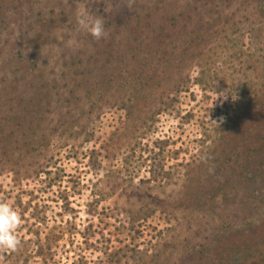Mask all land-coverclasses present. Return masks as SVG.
Listing matches in <instances>:
<instances>
[{"label": "rangeland", "instance_id": "rangeland-1", "mask_svg": "<svg viewBox=\"0 0 264 264\" xmlns=\"http://www.w3.org/2000/svg\"><path fill=\"white\" fill-rule=\"evenodd\" d=\"M0 202V264H264V0H0Z\"/></svg>", "mask_w": 264, "mask_h": 264}, {"label": "clouds", "instance_id": "clouds-1", "mask_svg": "<svg viewBox=\"0 0 264 264\" xmlns=\"http://www.w3.org/2000/svg\"><path fill=\"white\" fill-rule=\"evenodd\" d=\"M128 6H131V0H128ZM75 22L80 30L87 32L96 39H101L106 35L105 17L93 16L86 11L78 10L75 16ZM22 223L20 213L7 202H0V247L16 250L20 241L16 235V229Z\"/></svg>", "mask_w": 264, "mask_h": 264}]
</instances>
